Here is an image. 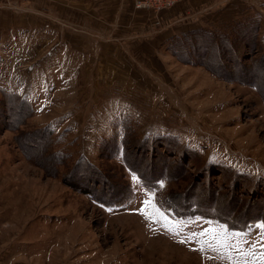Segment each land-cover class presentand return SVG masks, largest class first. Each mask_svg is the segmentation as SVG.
Returning a JSON list of instances; mask_svg holds the SVG:
<instances>
[{
  "label": "rangeland",
  "instance_id": "obj_1",
  "mask_svg": "<svg viewBox=\"0 0 264 264\" xmlns=\"http://www.w3.org/2000/svg\"><path fill=\"white\" fill-rule=\"evenodd\" d=\"M70 1L11 0L0 8V101L7 99L2 92L19 94L34 111L20 130L49 126L69 165L86 157L104 171L96 186L101 195L122 184L134 195L103 205L63 184L65 167L52 176L34 164L19 148L18 133L1 124L10 121L6 101L0 107V264H264L261 221L230 230L212 219L170 217L125 163L146 178L170 175L160 188L180 201L264 215V0H196L187 20L185 0H178L148 11L157 21L142 31L131 2H108L104 13L94 2L88 18ZM166 11L178 21L168 38L259 21L258 45L234 48L238 68H249L246 77L257 87L237 79L231 63L235 81L177 60L168 38L156 44ZM199 18L204 25L187 29ZM86 19L106 34L85 27ZM155 137L163 140L145 141ZM113 142L119 149L110 157ZM35 145L28 147L31 155Z\"/></svg>",
  "mask_w": 264,
  "mask_h": 264
},
{
  "label": "trees",
  "instance_id": "obj_2",
  "mask_svg": "<svg viewBox=\"0 0 264 264\" xmlns=\"http://www.w3.org/2000/svg\"><path fill=\"white\" fill-rule=\"evenodd\" d=\"M259 29V21L242 19L233 22L228 32L197 28L174 35L168 38L165 44H167V48L177 60L182 63L203 66L222 79L231 81L240 79L243 83L257 87V83L253 84V81H249L250 79L246 77L245 71H249V68H244V71L238 68L239 64L234 57V48L236 45L242 48L244 46L248 49L256 47L258 45ZM230 63L234 69L239 70L238 72L243 75L239 73L236 79L235 72L228 67ZM2 94L7 98V105H10L6 116V119L10 121L8 124L2 121L1 124L3 123L6 129L14 130L18 133L16 142L19 148L34 164H38L52 176H57L60 168L65 167V173L61 176L63 184L77 192L88 195L91 199L103 205H121L133 197V190L127 184H122L120 188L112 187V193L109 192L108 197L101 195L100 190L96 186L103 185L104 182L102 180L106 179V173L88 161L86 157H79L69 165V155L55 148L56 138L53 137V131L49 126L27 132L20 130L19 128L24 124L26 118L30 117L34 112L31 104L19 94L5 92H2ZM6 101H0V107L3 104L5 106ZM3 118L4 115L0 114V120ZM162 140L161 137H155L145 141H152V144H154L156 141ZM32 144L37 148L33 155L28 150V147ZM117 144L111 143L110 157H114L118 153ZM33 146H30V148H34ZM125 163L140 179L143 187L147 191L154 193L155 203L170 217L179 219L192 217L212 219L224 224L230 230H246L256 221H261L264 233L263 214L257 213L253 216L248 214L244 216L233 215L232 210L228 213L215 210L212 205L202 207L191 198L189 200L185 198L186 200L180 201L171 191L160 188L161 182L172 180L170 175L151 172L146 178L145 174L135 168L131 162L125 160ZM84 180H89L92 184L84 186L82 185Z\"/></svg>",
  "mask_w": 264,
  "mask_h": 264
},
{
  "label": "crops",
  "instance_id": "obj_3",
  "mask_svg": "<svg viewBox=\"0 0 264 264\" xmlns=\"http://www.w3.org/2000/svg\"><path fill=\"white\" fill-rule=\"evenodd\" d=\"M70 2H78L79 4H75V6H74L75 10L78 11V12H81L80 10L83 9L84 10L85 17H88V18H90L93 15V12L96 11L93 8L94 2H101V3L98 4V9L97 10H100L103 13L105 11H107V10L110 9V8H108V2H131V4H133V0H74V1H70ZM82 2H84V3H82ZM199 3L200 2H197L196 0H193L191 2H189L188 0H185L184 1V7L182 8L183 9V12H184V19L186 18V20H187L188 18H191V17H189V13L188 12H191V11L194 12V11H196L195 8H197L196 6ZM195 4H197V5H195ZM120 8H123L124 9V6H121ZM132 11L134 12V14L136 15V18H137V25L138 26L135 27V28H138V29H140L142 31V30H146L150 26L151 27H154L155 22L157 20H155L153 16H155L156 14H153L152 15L151 13H149L146 10H136V9H132ZM131 13L132 12L130 11V14ZM162 13H161L162 19L160 21L162 23L161 30L162 31L164 30V32L160 35L159 42L156 43L158 45L161 44L169 36H171L172 34H174L173 33L174 30L172 32H170V33H168L167 31L168 30H171L172 28H174L175 25L173 26V23L175 24L176 22H178V21H176L174 19V12H172V11H166V12H162ZM94 15L97 18L96 13ZM201 19L202 18H199V19L195 20L194 25L191 26L190 28H187V29L196 28V27L199 26V24L204 25V24H202L203 23V20H201ZM85 21H86V24H87V26H85V27H90L95 33L99 34L100 37L103 36V34H104V32L106 30H103L104 28H102V29H99V31H100L99 32L94 27V25L96 26V24H99V23L94 24V22H91L88 19H86ZM166 27H168V28H166ZM177 30H179V29H177ZM182 32H184V31H182ZM105 34H106V32H105Z\"/></svg>",
  "mask_w": 264,
  "mask_h": 264
},
{
  "label": "built area",
  "instance_id": "obj_4",
  "mask_svg": "<svg viewBox=\"0 0 264 264\" xmlns=\"http://www.w3.org/2000/svg\"><path fill=\"white\" fill-rule=\"evenodd\" d=\"M23 1V0H22ZM178 0H133V7L137 10L159 12L173 6ZM11 0H0V8L12 6Z\"/></svg>",
  "mask_w": 264,
  "mask_h": 264
}]
</instances>
